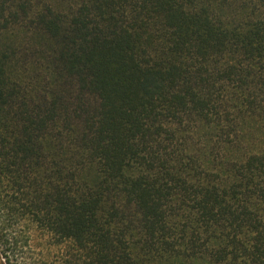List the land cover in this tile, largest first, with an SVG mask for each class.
<instances>
[{
  "label": "trees",
  "instance_id": "16d2710c",
  "mask_svg": "<svg viewBox=\"0 0 264 264\" xmlns=\"http://www.w3.org/2000/svg\"><path fill=\"white\" fill-rule=\"evenodd\" d=\"M0 264H264V0H0Z\"/></svg>",
  "mask_w": 264,
  "mask_h": 264
}]
</instances>
